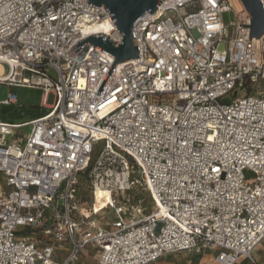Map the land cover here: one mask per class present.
I'll list each match as a JSON object with an SVG mask.
<instances>
[{
    "label": "built area",
    "instance_id": "obj_1",
    "mask_svg": "<svg viewBox=\"0 0 264 264\" xmlns=\"http://www.w3.org/2000/svg\"><path fill=\"white\" fill-rule=\"evenodd\" d=\"M102 23L118 45L103 5L0 0V86L39 89L48 109L0 123V264H77L85 247L97 264L206 250L211 264H256L264 93L246 90L264 81V33L248 39L241 0H162L132 25L140 57L111 70L92 46L72 51Z\"/></svg>",
    "mask_w": 264,
    "mask_h": 264
},
{
    "label": "water",
    "instance_id": "obj_2",
    "mask_svg": "<svg viewBox=\"0 0 264 264\" xmlns=\"http://www.w3.org/2000/svg\"><path fill=\"white\" fill-rule=\"evenodd\" d=\"M250 18L248 39H259L264 33V10L260 0H241ZM162 0H87V4L103 5L111 21L118 31L121 41L118 45L104 34H94L81 40L72 49L78 54L80 61L89 46L114 58L110 67L121 62L139 58V52L135 41L132 25L136 19L145 13H155Z\"/></svg>",
    "mask_w": 264,
    "mask_h": 264
},
{
    "label": "rangeland",
    "instance_id": "obj_3",
    "mask_svg": "<svg viewBox=\"0 0 264 264\" xmlns=\"http://www.w3.org/2000/svg\"><path fill=\"white\" fill-rule=\"evenodd\" d=\"M222 24L228 28L229 37L232 38L231 24L235 22V15L233 12H226L222 15ZM3 72L1 75H5L8 72V68L5 65H1ZM247 94L264 93V81H259L254 84H247ZM8 93H13L16 96V103L13 105H0V123L18 124L26 121H30L45 115L48 109L42 105V91L35 88H13L7 87L5 84L0 86V100H5ZM55 98L53 94H48L46 98V105L52 106ZM101 145V144H99ZM244 176L247 180L253 179L251 172H245ZM0 183L5 187L4 179L0 176ZM91 253L89 247H85L81 254L88 256ZM191 259L196 257L190 255ZM193 257V258H192ZM78 262V261H77Z\"/></svg>",
    "mask_w": 264,
    "mask_h": 264
},
{
    "label": "crops",
    "instance_id": "obj_4",
    "mask_svg": "<svg viewBox=\"0 0 264 264\" xmlns=\"http://www.w3.org/2000/svg\"><path fill=\"white\" fill-rule=\"evenodd\" d=\"M91 250V249H90ZM188 253L170 254L160 258L156 264H211L213 254L211 251L206 250L203 254L197 255L191 259ZM256 264H264V243L260 245L258 250L255 252ZM77 264H97V255L91 250V253L84 256L80 253ZM240 264H251L244 258L240 260Z\"/></svg>",
    "mask_w": 264,
    "mask_h": 264
},
{
    "label": "bare ground",
    "instance_id": "obj_5",
    "mask_svg": "<svg viewBox=\"0 0 264 264\" xmlns=\"http://www.w3.org/2000/svg\"><path fill=\"white\" fill-rule=\"evenodd\" d=\"M91 32H92V34H104V35L109 36L113 39L116 38V34L110 32V27L106 23H102L100 25H95L92 28ZM2 72H3V68L0 64V77L3 76V75H1ZM107 201H108L107 192H104L102 190L97 189L96 193H95V202H97L98 205H102L103 203H105Z\"/></svg>",
    "mask_w": 264,
    "mask_h": 264
}]
</instances>
